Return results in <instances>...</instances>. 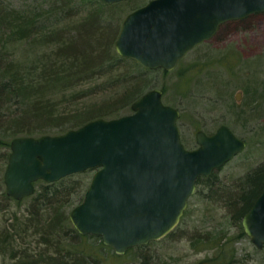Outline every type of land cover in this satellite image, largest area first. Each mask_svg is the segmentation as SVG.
<instances>
[{"label": "water", "instance_id": "1", "mask_svg": "<svg viewBox=\"0 0 264 264\" xmlns=\"http://www.w3.org/2000/svg\"><path fill=\"white\" fill-rule=\"evenodd\" d=\"M108 4L122 0H103ZM264 11V0H149L123 18L116 53L147 69L172 70L218 26ZM150 88L117 117H97L58 134L13 137L3 173L7 196L21 200L38 180L55 182L93 169L83 199L69 211L82 235L99 236L114 253L156 241L179 223L199 176H209L246 146L227 125L195 132L197 146L180 140L179 110ZM264 246V188L241 219Z\"/></svg>", "mask_w": 264, "mask_h": 264}, {"label": "trees", "instance_id": "2", "mask_svg": "<svg viewBox=\"0 0 264 264\" xmlns=\"http://www.w3.org/2000/svg\"><path fill=\"white\" fill-rule=\"evenodd\" d=\"M55 2L52 11L58 10L54 16L59 23L60 16L69 13L63 12L68 0ZM77 3H90L95 8L73 14L75 34L69 35L63 27L49 33L40 27L48 19L43 14L31 11L20 14L0 0V30L11 26L13 35L20 40L33 33L40 34L41 44L47 43L39 54L30 51L33 55L26 62L9 60L6 46H0V146L9 149L10 140L16 136L58 134L93 118L128 113L132 102L151 88L145 77L147 68L115 52L114 41L120 27L101 14L99 7L104 2L78 0ZM51 37L54 41L49 40ZM161 90L165 92L164 87ZM218 170L207 177H198L196 185L218 196L227 204L233 220L240 222L264 188V163L246 172L233 189L219 186ZM86 172L55 182L35 183L39 184L28 196L30 203L25 212H15L12 228L5 227L2 231L0 252L5 255L12 250L11 260L4 264H99L109 252L116 260H124L132 248L123 255L116 254L99 236L78 233L69 220L68 206L81 202L90 182L91 176H82ZM2 198L21 204V200L10 198L5 191ZM187 214L188 208L182 218ZM223 239L213 237L217 244L212 248L230 245ZM158 241L133 248L141 251ZM198 242L208 243L200 237ZM213 256L214 261L217 255ZM143 257L147 256L143 254Z\"/></svg>", "mask_w": 264, "mask_h": 264}, {"label": "rangeland", "instance_id": "3", "mask_svg": "<svg viewBox=\"0 0 264 264\" xmlns=\"http://www.w3.org/2000/svg\"><path fill=\"white\" fill-rule=\"evenodd\" d=\"M147 1L104 2L99 8L112 25L120 27L126 14ZM77 2L68 0L63 12L68 10L69 13L60 16L58 23L54 16L58 10L52 11L55 0H3L8 8L20 14L30 11L43 14L48 19L40 27L49 33L63 27L69 35L75 34L76 16L73 14L95 8L93 4L80 5ZM7 28L0 30V46H6L9 60L26 62L33 55L30 51L35 55L45 50L43 47L47 43L41 44L40 34L33 33L31 37L20 40L13 35L11 26ZM49 40L54 41V38ZM146 70L145 77L151 88L164 87L163 102L179 110L177 125L180 140L186 148L197 146V129L211 134L221 124L245 140L244 150L217 171L219 186L235 188L246 172L264 163V12L225 22L217 35L190 50L172 70ZM7 151L10 148L0 146V238L5 227L12 228L13 214H23L30 203L28 197L23 198L21 204L6 202L2 198ZM92 173V170H87L82 176L89 177ZM76 204L68 206V211ZM226 205L205 187L197 185L196 192L188 200L187 216L168 235L141 251L132 248L122 261L113 258L110 252L105 253L103 263L99 264H264V246L257 248L251 242L241 221L233 220ZM220 236L230 245L226 243L220 249L212 248L217 244L212 241L213 237ZM199 237L206 239L207 245L198 242ZM11 251L5 255L0 252V264L9 263ZM213 255H217L214 261Z\"/></svg>", "mask_w": 264, "mask_h": 264}, {"label": "flooded vegetation", "instance_id": "4", "mask_svg": "<svg viewBox=\"0 0 264 264\" xmlns=\"http://www.w3.org/2000/svg\"><path fill=\"white\" fill-rule=\"evenodd\" d=\"M262 12H264V11H262ZM256 13H261V12H254V13H251V14L247 15L246 17H243V18H240V19H234V20H241V19L247 18L248 16H251V15L256 14ZM229 21H230V20H229ZM226 22H227V21H226ZM224 23H225V22H224ZM224 23H222V24H220V25L218 26L216 32L213 34V36H212L211 38H213L215 35H217V34L220 32V27H221V25H223ZM211 38H210V39H211Z\"/></svg>", "mask_w": 264, "mask_h": 264}]
</instances>
